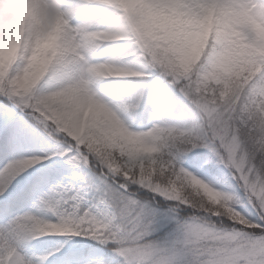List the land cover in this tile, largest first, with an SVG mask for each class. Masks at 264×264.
Here are the masks:
<instances>
[{
	"label": "clouds",
	"instance_id": "1",
	"mask_svg": "<svg viewBox=\"0 0 264 264\" xmlns=\"http://www.w3.org/2000/svg\"><path fill=\"white\" fill-rule=\"evenodd\" d=\"M67 2L0 0V84L37 95L42 115L69 143L95 153L102 172L156 183L215 226L212 217L252 227L234 199L196 174L169 183L160 147L168 133L133 130L120 103L97 85L140 74L155 61L218 123L239 122L250 150L264 148V0H204L196 7L184 0H109L105 22L82 33L78 44L68 31ZM98 51L114 55L96 60ZM122 56L132 59L120 63ZM64 228L49 221L35 231Z\"/></svg>",
	"mask_w": 264,
	"mask_h": 264
},
{
	"label": "snow or ice",
	"instance_id": "2",
	"mask_svg": "<svg viewBox=\"0 0 264 264\" xmlns=\"http://www.w3.org/2000/svg\"><path fill=\"white\" fill-rule=\"evenodd\" d=\"M196 7L204 0H184ZM112 7L109 0H68L66 19L72 23L68 29L79 43L81 34L94 26L102 25ZM83 16L78 23L73 20ZM79 50V49H78ZM137 75L126 77L138 78L141 87L120 102L124 112L139 107L144 97V86L157 73L166 77V84L156 90L153 101L157 112L163 117L176 103L191 107L197 114V119L190 125L169 124L163 119L155 126L168 133L167 140L162 144L161 172L167 170L171 183L176 177L191 173L183 167L182 154L198 147L210 148L214 155L223 163L234 169L237 177L249 194V199L260 214V218L248 217L252 225L249 231L245 224H237L231 230L222 229L207 222L201 215H193L186 220L177 222L175 238L168 244L146 241L145 234L152 230L153 218L145 216L146 206L132 197L119 196L118 192L107 188L99 205L106 209L118 208V211H96L84 208V191L87 181L80 188L75 185L58 184L40 196V203L53 213L55 221L45 219L32 212L14 217L9 223L0 226V264H43V260L25 259L17 252L19 242L37 236L36 226L49 221L64 225L61 233H72L113 246L117 258L107 261L103 258L81 259L71 253L63 260V264H264V148L249 149L241 136L239 122L222 125L206 109L197 107L191 94L183 86V82L175 77L163 65L152 61L139 68ZM0 146L11 148L13 142L27 134L24 127V116H30L37 125L43 126L48 137L55 141L56 149L47 153L24 156L10 160L0 169V204L4 212H8V202L18 196H33L40 192V185L45 182L41 177L33 182H26L20 191H10L12 182L21 173L37 164L47 167L56 165L59 161L53 157H61L74 168H91L93 161L99 163V157L83 145L75 141L69 143L59 128L44 115L37 95L17 92L7 81L0 84ZM103 177L112 176L102 172ZM129 183L139 184L153 192L177 202L173 210L180 205L193 206L183 199H177L166 194L156 183L141 180L127 181L121 187L126 191ZM229 199L233 195L226 193ZM194 209V208H193ZM245 215V214H244ZM247 216V215H246ZM258 230V231H257ZM43 235V234H39ZM119 257H123L120 260Z\"/></svg>",
	"mask_w": 264,
	"mask_h": 264
},
{
	"label": "rangeland",
	"instance_id": "3",
	"mask_svg": "<svg viewBox=\"0 0 264 264\" xmlns=\"http://www.w3.org/2000/svg\"><path fill=\"white\" fill-rule=\"evenodd\" d=\"M79 21L80 19L76 17L73 20V23H78ZM112 55H114L112 52L98 51L95 59L104 60ZM131 59V57L122 56L119 62L126 63ZM164 78L163 75L157 73L156 76L144 86V97L140 102L139 107L122 113L126 123L133 130L146 131L161 122L162 119H159L155 115L157 105L153 101V95L157 89L166 84L163 80ZM121 80L122 83H120ZM137 81L138 78L135 77H113L99 81L97 86L107 99L115 103H120L124 98L135 93L141 87ZM163 118L164 121L169 124L178 126L184 125L170 110L163 115ZM24 121L26 122L24 127L28 130L27 134L14 141L11 148L0 146V169H2L10 160L24 156L47 153L56 149L55 141H52L51 138L48 137L43 126L37 125L36 122L27 115L24 116ZM195 149L196 148L181 155L180 160L183 167L227 193L228 190L220 183L210 163H206L196 156L192 162L184 159V155L195 151ZM213 156L228 170H231L233 175V168L223 163L214 155V153ZM53 159L59 162L56 165H49V162L44 160L42 163L48 165L47 167L42 168L40 164H37L28 168L26 172L21 173L12 182V188L10 191H20L26 182L30 181L34 183L41 177L45 178V182L40 185V192L38 194L13 198L8 202L7 214H5L3 206L0 208V226L9 223L14 217L27 212H32L51 221L56 220L53 213L40 203V196L49 191L52 186L58 184H64L67 186L75 185L76 188H80L85 182L81 179V176H83V173L87 172L89 168L77 169L68 164L67 160L64 158L53 157ZM99 178L102 182L100 193L93 190L92 185H90L89 181L85 178L87 181V187L84 191L83 207L91 208L94 212L118 211V208L109 210L102 205L97 208V205H99L107 188H111L113 191L118 192V198L119 196H123L132 197L138 200L142 206H146L144 215L153 218L155 221L152 230L145 234L144 239L146 241L158 242L162 245L171 243L177 233V222L173 217H177L181 221L187 219L178 216V212L182 211L181 209L178 208L174 211V205L161 203L158 200V197L149 201L148 199L145 200L141 198L139 193H134L128 190L125 191L121 187L122 184L111 178V176H108L107 178L103 177L102 171L100 172ZM235 178L238 179L237 177ZM90 190L92 194L90 193ZM158 195L164 200H169L160 194ZM235 204L236 207L248 217L257 220L260 218V216H253L252 211L251 213L246 212L236 199ZM256 213L259 214L258 211H256ZM199 214L200 212L197 214L195 213V215ZM233 227L240 226L233 224L231 227L224 229L231 230ZM245 227L250 228L248 226ZM108 246L109 245L101 244L100 242L87 237L74 236L72 233H48L37 235L34 238L19 242L17 252L25 259H42L43 264H63V260L70 254V252L77 254L81 259L100 257L107 261H111L117 258L118 254L112 250L114 245ZM119 259L123 260V257H119Z\"/></svg>",
	"mask_w": 264,
	"mask_h": 264
},
{
	"label": "trees",
	"instance_id": "4",
	"mask_svg": "<svg viewBox=\"0 0 264 264\" xmlns=\"http://www.w3.org/2000/svg\"><path fill=\"white\" fill-rule=\"evenodd\" d=\"M163 80L166 83V77ZM120 83H122V80ZM170 111L172 113H174L175 116L182 123L187 124V125L192 124L198 118L194 109H192L190 106L185 107L184 105H182L180 103L174 104V106L170 109ZM155 115L159 119L164 120V118L157 111L155 112ZM184 156L186 157V158L184 157L185 160H190L191 162L194 160V157L196 156L199 159L201 158L202 161H204L206 163H210L212 165L211 166L212 169H214V172H215L218 180L228 190L227 193L232 194L234 197V200L236 199V201H238L240 203L241 207L246 212L251 213V211H252L253 216H255V217L260 216V214L256 213L257 209L253 206V203L250 201L249 194H248L247 190L244 188L241 181L239 179H236L235 177H233L232 171L228 170L223 164H221L219 161H217V159L213 156V152L211 151L210 148L198 147L195 149V151H193L189 154H186ZM100 167H102V166L94 160L92 167L89 168V170L87 172L83 173V176L89 181L90 185H92V187H93L92 189L97 191V193H100V191L102 189V182L99 178V175L101 172ZM111 178H113L114 180L118 181L121 184L124 183V179L122 177L111 176ZM127 190L134 192V193H139L140 197L145 199V200L148 199L149 201H151L154 198L158 197V200L161 203H164V204L167 203V204H171V205L177 204V202L174 200L162 199L157 193H155V192L151 191L150 189H147L143 186H140L139 184L129 183ZM90 193L92 194L91 190H90ZM179 209H181L182 211L178 212V216H180L182 218L183 217L189 218V217L195 215V213L196 214L199 213L196 209H193L191 207L184 206V205H180ZM199 215H202V213H200ZM212 219L215 221V223L218 227L223 228V229L229 228L234 224V222L228 218H223L222 221H221V218H217V217H212ZM248 230L251 231L252 229L248 228Z\"/></svg>",
	"mask_w": 264,
	"mask_h": 264
},
{
	"label": "bare ground",
	"instance_id": "5",
	"mask_svg": "<svg viewBox=\"0 0 264 264\" xmlns=\"http://www.w3.org/2000/svg\"><path fill=\"white\" fill-rule=\"evenodd\" d=\"M77 18H79V19L81 20V19H83V16H78ZM2 206L4 207L3 204H0V208H1Z\"/></svg>",
	"mask_w": 264,
	"mask_h": 264
}]
</instances>
